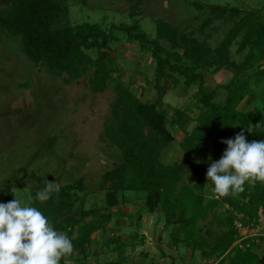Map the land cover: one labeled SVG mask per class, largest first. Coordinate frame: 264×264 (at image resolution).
I'll list each match as a JSON object with an SVG mask.
<instances>
[{"label": "trees", "instance_id": "obj_1", "mask_svg": "<svg viewBox=\"0 0 264 264\" xmlns=\"http://www.w3.org/2000/svg\"><path fill=\"white\" fill-rule=\"evenodd\" d=\"M215 9L235 18L243 11L221 6ZM68 11L60 0H0V27L20 38L23 51L32 63L45 64L56 76H72L84 63L87 52H96L90 82L97 92L108 87L112 75L118 80L122 77L112 49L119 41L114 33L117 29L129 42L151 53L155 63L154 88L158 92L164 79L176 77L182 78L188 87L197 86V125L180 143L182 158L170 165L162 163L161 153L175 141L167 125L171 122L186 130L191 117L174 109L170 120L167 111L158 109L159 100L141 102L129 89L118 84L113 121L106 135L121 152L123 160L104 175L101 187L107 189V205L77 213L74 195L76 187H81L79 184L59 186V191L49 193V199L38 200L37 192L48 184L46 178H38L39 185L31 194L29 206L40 210L54 230L69 237L74 251L87 258L97 255L96 251L89 252L95 233L109 223L114 209L129 202L127 194L134 192L142 199L145 212L160 214L163 231L169 230L175 246L202 251L204 258H214L217 264H224L226 258L231 264H264V255L251 250L252 245L254 248L262 245L256 241L264 243V236L255 239L252 245L249 239L245 240L249 248L244 250L233 246L240 235L236 223L249 229L258 221L259 211L264 213V183H246L243 192L218 197L213 183L206 177L210 164L218 161L227 148L221 141L234 139L241 131L248 142L264 140V116L258 109L250 108L264 97V87L261 88L264 85V20L261 16L257 12L240 16L224 41L214 49L205 42L188 39L162 22L157 26L155 37H150L142 30L136 10L131 12V24H112L109 30L98 23L62 24L67 20ZM243 32L245 38L240 49H250L239 63L232 59L231 47ZM225 70L233 73L230 82L208 88L204 72L216 75ZM247 70L252 73L246 75ZM221 93H224L222 103L217 102ZM243 102L244 106L239 109ZM11 200L13 194L9 189L0 191V203ZM90 216L93 218L85 222ZM209 217L212 219L205 229L202 223ZM214 224L223 228L216 237L211 228ZM138 237V234L131 235L128 241H136ZM128 241L110 237L106 244L124 250ZM140 243H144V236ZM61 263L64 264L63 258ZM104 264L122 262L113 260Z\"/></svg>", "mask_w": 264, "mask_h": 264}, {"label": "rangeland", "instance_id": "obj_2", "mask_svg": "<svg viewBox=\"0 0 264 264\" xmlns=\"http://www.w3.org/2000/svg\"><path fill=\"white\" fill-rule=\"evenodd\" d=\"M60 1L69 10L67 20L62 24L98 23L109 30L112 24H131V12L136 10L142 30L150 37H155L157 26L162 22L169 24L188 39L205 42L214 49L224 41L226 34L240 16L257 12L264 20V0ZM215 6L239 8L243 11L235 18V15H226L225 12L215 9ZM114 33L119 37V41L112 45V49L122 70V77L118 80L112 75L108 87L97 92L90 82L97 58L96 52H87L84 63L72 76H56L49 72L45 64L32 63L23 51L20 38L0 27V191L9 189L13 199H19L22 206L29 204V197L39 185L38 178H46L48 183L56 182L59 186L79 184L81 187H76L74 195L77 213L107 205V189L101 187L104 184V175L123 160L121 152L110 143L106 135L107 127L113 121L118 84L129 89L141 102L159 100L158 109L167 111L170 120L174 109H180L191 117L186 130H181L169 122L167 128L175 137V141L161 153L160 161L170 165L182 158L180 143L186 133H190L197 125V86L188 87L184 85L182 78L176 77L164 79L161 91L158 92L154 88L155 63L151 53L140 49L137 43L129 42L117 29ZM244 34L245 32L231 47V57L239 63L250 49H240ZM251 73L252 70L246 71V75ZM204 76L208 88L214 89L220 83L230 82L233 73L228 70L216 75L204 72ZM263 87L264 85L261 86ZM223 97L224 93H221L217 102H221ZM248 98L249 95L245 100ZM243 106L244 102L239 109ZM250 108L258 109L264 116V97L253 103ZM207 193L211 194L209 181ZM260 211L259 221L262 219ZM262 215L264 216L263 212ZM113 217L114 214L103 228L114 226L115 229ZM92 218L90 216L85 222ZM211 219L212 217H209L207 222L202 223L205 229ZM153 221H157V217L154 220L152 215L146 221L148 225L136 223L123 232L126 231L125 234L129 236L130 228L134 226L136 233L133 235H136L143 227L141 232L142 236L146 235V246L142 248L160 255L157 256L160 261L165 256V248L173 242L169 230L164 232L161 230L163 224L158 225ZM161 221L163 223V219ZM157 225L163 232L161 235L164 240H159ZM211 228L215 237L223 229L216 224ZM114 229L113 231H116ZM103 235L102 233L95 237L104 239ZM257 238L249 239L250 245L255 243ZM102 241H97L98 245L94 251L99 249L96 256L98 258H91L92 261L98 260V264H104L117 258L123 259V250L110 251L106 244L107 239ZM259 242L257 244L262 246L255 249L252 245L251 250L264 255V243ZM175 247L180 248V255L176 253L177 258H171L174 264H214L216 261L214 258H204L202 251H197L196 256L192 258L191 254L185 255V247L182 245ZM155 262L157 261L155 260L154 264ZM231 263V260L226 258L224 264Z\"/></svg>", "mask_w": 264, "mask_h": 264}, {"label": "clouds", "instance_id": "obj_3", "mask_svg": "<svg viewBox=\"0 0 264 264\" xmlns=\"http://www.w3.org/2000/svg\"><path fill=\"white\" fill-rule=\"evenodd\" d=\"M221 142L227 148L206 173L218 197L241 193L246 183H264V140L248 142L241 131L234 139ZM53 190L59 191V184L50 181L36 198L47 200ZM30 203L31 197L24 206L15 198L0 203V264H60L62 258L67 264L66 258L74 253L71 240L54 230L44 214Z\"/></svg>", "mask_w": 264, "mask_h": 264}, {"label": "crops", "instance_id": "obj_4", "mask_svg": "<svg viewBox=\"0 0 264 264\" xmlns=\"http://www.w3.org/2000/svg\"><path fill=\"white\" fill-rule=\"evenodd\" d=\"M219 73H223V71H220ZM190 87H194L195 88L196 85H192ZM262 99H260V100H262ZM222 102H224V97H223V99L221 100L220 103H222ZM262 107H263V105H262ZM126 199L129 200V202L126 205L118 207V208L114 209L113 212H112V214H114L113 218H115V220L113 222V225H115L116 231H113L114 226H111V224H110L111 227L107 226L106 228H103V230L102 229L99 230L97 233H95V235H101L103 233L104 234L103 238L105 240L106 239L108 240L109 237H115L117 235V237H122V240L125 242V241L129 240L131 235L136 233V229H134L135 224L139 223L140 225H143V224L148 225L146 221L149 220V218L152 215H153V219L154 220L157 217V221H153L155 224H158V225H162L163 224L162 221H161L162 218L160 217V214L158 212L149 214V213H147V212H145L143 210L142 203H141L142 199L139 198V196H137L134 192H130L129 194H127ZM136 203H137V205H136ZM140 216H143V217L140 218ZM139 218H140V221L138 220ZM130 225H134V226L130 228L131 229V233L128 236L127 234H125L126 231L123 232V230H125V229L128 230ZM158 225L156 226V229L158 231L157 233L159 235V240H161V239L164 240L163 236L161 235V233H163V232H161V230H163V228L160 230ZM142 229H143V227L140 228V232L138 234L139 237L136 240L137 242L133 241L135 243V245H134L133 242L128 241L125 249L123 250V259H120V258L118 259L117 258V260H114V261L122 262V264H154V261L156 260L157 262H155V264H158V263L159 264H174V262H173L174 260H172L171 258L172 257L177 258L176 253L178 254V256L180 255V252L178 251L180 249L179 248L180 246L179 247H175L171 243L172 247L169 246V247L165 248V251H164L165 256L163 258H161L162 261L161 260L158 261L159 259L157 260V258H159V257H157V256H160V255H158L157 253H154V252L152 254V252L150 250H146V249L144 250L143 249L146 246L145 245L146 235L144 236V243L141 244L140 243V238H142V235H143V233L141 232ZM239 231H240V233H244V231H246V230L243 229V230H239ZM95 235H94V239H93V245H92V247L89 250L90 254H92L94 249H96V246L98 245L97 241L104 240V239H99V238L97 239L95 237ZM258 241H256V243ZM112 246H114V248H110ZM112 246L108 247L109 250L110 251L116 250L115 249V245H112ZM159 248H162V247L159 246ZM255 249H258V248H255ZM260 249H261V247H260ZM98 250L99 249L95 250L96 254H97ZM125 250H126V252H125ZM127 250H130V252H127ZM143 251H145V252H143ZM101 253H102V251H101ZM184 253H185V255L191 254V257L194 258L196 256V254H197V251H193L192 248H190V247L189 248L185 247ZM96 256H98V254ZM96 256L93 257L92 255H89V257L84 258L83 255L80 252L74 251L73 255L71 257H67L66 259H67V264H80V263L81 264H86V263L87 264H98V262H97L98 260L97 261L96 260H93V261L91 260V258H96L97 259L98 257H96ZM124 260H126V262ZM217 262L218 261L216 260L214 264H217ZM63 263L65 264V258H63ZM210 264H212V263H210Z\"/></svg>", "mask_w": 264, "mask_h": 264}, {"label": "built area", "instance_id": "obj_5", "mask_svg": "<svg viewBox=\"0 0 264 264\" xmlns=\"http://www.w3.org/2000/svg\"><path fill=\"white\" fill-rule=\"evenodd\" d=\"M259 216V215H258ZM260 216L262 217V219H258L257 222L252 223V226L250 227L251 230H247L244 227H242L241 224H239L238 226L236 225L237 230H243L245 229L246 231H244V233H240L239 231V237L237 238L236 242L234 243L233 246H237L240 249H245L246 247H248L249 245H245V240L251 239V238H256V237H261L264 236V216L262 215V210L260 211ZM261 223V224H260ZM253 227V228H252Z\"/></svg>", "mask_w": 264, "mask_h": 264}]
</instances>
